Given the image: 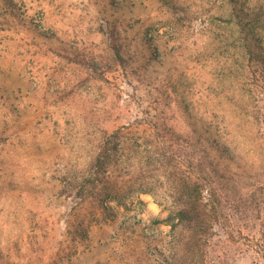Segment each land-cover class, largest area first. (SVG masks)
Segmentation results:
<instances>
[{
    "label": "rangeland",
    "instance_id": "374dc122",
    "mask_svg": "<svg viewBox=\"0 0 264 264\" xmlns=\"http://www.w3.org/2000/svg\"><path fill=\"white\" fill-rule=\"evenodd\" d=\"M0 264H264V0H0Z\"/></svg>",
    "mask_w": 264,
    "mask_h": 264
},
{
    "label": "trees",
    "instance_id": "16d2710c",
    "mask_svg": "<svg viewBox=\"0 0 264 264\" xmlns=\"http://www.w3.org/2000/svg\"><path fill=\"white\" fill-rule=\"evenodd\" d=\"M194 184L198 186L196 183L192 182H188L186 185L184 184L185 190H188V193L185 194L186 201L182 205L184 208L173 212L171 215L173 216V219L174 217L178 218L180 223L186 222L190 225L193 224L194 227H198L199 224H202V222L206 220L207 214L205 213V204H203L200 193L199 195L196 193L197 196H194L192 194V189L191 193H189V186ZM184 245L190 254H197L201 246V235H199V233L194 234L187 243H184Z\"/></svg>",
    "mask_w": 264,
    "mask_h": 264
}]
</instances>
